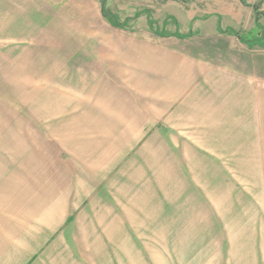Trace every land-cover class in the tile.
Returning a JSON list of instances; mask_svg holds the SVG:
<instances>
[{
    "label": "rangeland",
    "instance_id": "374dc122",
    "mask_svg": "<svg viewBox=\"0 0 264 264\" xmlns=\"http://www.w3.org/2000/svg\"><path fill=\"white\" fill-rule=\"evenodd\" d=\"M246 1L0 0V264H264Z\"/></svg>",
    "mask_w": 264,
    "mask_h": 264
},
{
    "label": "trees",
    "instance_id": "16d2710c",
    "mask_svg": "<svg viewBox=\"0 0 264 264\" xmlns=\"http://www.w3.org/2000/svg\"><path fill=\"white\" fill-rule=\"evenodd\" d=\"M243 4L247 5V1L246 0H240ZM106 2L107 0H101V14L106 18V20L112 25V26H117V27H125L126 23H128V20H130V18H126L124 19L123 22L119 23V20L116 16L112 15L111 13H109L106 9ZM253 11L255 13V22L258 23L259 19L261 18V16H264V11H260L258 9V5L253 7ZM142 13H137L136 16H140ZM146 14V20H147V25L149 27V29L151 31H154L157 34H160V32H158V29L155 26V21L151 18V16L149 15L148 11L145 12ZM259 28V32L258 35H256L255 39H251L250 40V46L252 47L253 45H257L260 44L261 42H264V27H259V25L257 26ZM223 32L227 33V34H232L234 36H237L238 39L241 42H246L245 39H243L240 35L238 31H235L232 28H228L223 30ZM191 33H188L187 35H183V36H189ZM175 36H177L176 34H174Z\"/></svg>",
    "mask_w": 264,
    "mask_h": 264
}]
</instances>
